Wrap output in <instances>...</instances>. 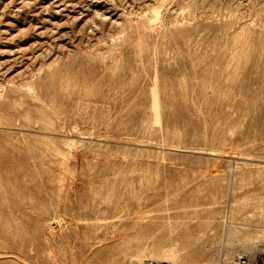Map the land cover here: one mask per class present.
<instances>
[{
    "label": "rangeland",
    "instance_id": "1",
    "mask_svg": "<svg viewBox=\"0 0 264 264\" xmlns=\"http://www.w3.org/2000/svg\"><path fill=\"white\" fill-rule=\"evenodd\" d=\"M244 163L264 164V0H0V264L260 262L223 230L264 225Z\"/></svg>",
    "mask_w": 264,
    "mask_h": 264
},
{
    "label": "bare ground",
    "instance_id": "2",
    "mask_svg": "<svg viewBox=\"0 0 264 264\" xmlns=\"http://www.w3.org/2000/svg\"><path fill=\"white\" fill-rule=\"evenodd\" d=\"M243 163V162H242ZM258 163V162H257ZM253 164V163H244L245 165H250L251 166V169L256 171V176L257 177H262L263 180H264V164L260 165L261 164V160H260V164ZM249 166V167H250ZM243 167V166H242ZM248 167V168H249ZM264 182V181H263ZM263 199V198H262ZM260 201V199H259ZM258 201V202H259ZM257 203V202H256ZM261 202H259L258 204H260ZM256 204L257 206H255V209H257L256 207L259 206V209L261 206H263V204L260 206ZM264 207V206H263ZM248 208V207H247ZM263 209V208H262ZM264 210V209H263ZM236 211V210H235ZM262 213V210H260ZM234 212V211H233ZM237 212V211H236ZM264 212V211H263ZM233 214L231 213L230 211V214L227 216L224 217V232H225V238H226V243L228 242L229 244H232L234 243L235 241L237 240H242L243 242H245L248 246V249L252 252H256V251H264V225L261 226V227H258L257 224H255V226L253 224L250 223L248 219V217H243L242 219H236L234 216H232ZM263 215V214H262ZM247 218V219H246ZM253 218V217H252ZM255 218V217H254ZM261 220V219H259ZM223 223V221H222ZM260 224V223H259ZM260 226V225H259ZM255 228L257 227V230H255L256 232L255 233H258L260 234L259 237L263 238L262 240L259 241L258 239V242L253 244L252 245L250 243H248L249 240H251L253 237L252 235L250 234L249 232V228ZM259 228V229H258ZM221 230V231H223ZM253 231V230H252ZM251 231V232H252ZM224 232L223 235H224ZM221 233V232H220ZM253 233V232H252ZM254 233V234H255ZM222 235V234H221ZM258 236V235H257ZM223 237V236H222ZM255 240V239H254ZM202 241V240H201ZM257 241V240H256ZM250 242V241H249ZM250 244V245H249ZM247 249V250H248ZM258 253V252H257ZM254 255V254H253ZM181 255L179 254V251L174 248H163V249H155L152 254H151V258L153 259H160V260H168V261H173L174 264H183L182 262V258H180ZM184 258V257H183ZM184 261V260H183ZM186 262V260H185ZM228 264V263H226ZM231 264V262L229 263Z\"/></svg>",
    "mask_w": 264,
    "mask_h": 264
},
{
    "label": "built area",
    "instance_id": "3",
    "mask_svg": "<svg viewBox=\"0 0 264 264\" xmlns=\"http://www.w3.org/2000/svg\"><path fill=\"white\" fill-rule=\"evenodd\" d=\"M235 262L236 264H248L249 259H248V256L245 254H238L235 257ZM144 264H172V262L168 260H148L144 262ZM255 264H264V259L260 262H258L257 260Z\"/></svg>",
    "mask_w": 264,
    "mask_h": 264
}]
</instances>
